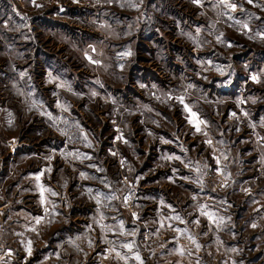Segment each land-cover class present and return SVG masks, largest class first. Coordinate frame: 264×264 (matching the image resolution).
<instances>
[{
    "label": "rangeland",
    "instance_id": "374dc122",
    "mask_svg": "<svg viewBox=\"0 0 264 264\" xmlns=\"http://www.w3.org/2000/svg\"><path fill=\"white\" fill-rule=\"evenodd\" d=\"M0 264H264V0H0Z\"/></svg>",
    "mask_w": 264,
    "mask_h": 264
},
{
    "label": "snow or ice",
    "instance_id": "6c2138e0",
    "mask_svg": "<svg viewBox=\"0 0 264 264\" xmlns=\"http://www.w3.org/2000/svg\"><path fill=\"white\" fill-rule=\"evenodd\" d=\"M194 2H195V3H199V0H194ZM221 2H222V3H227V0H221ZM248 2H249V3H252V0H248ZM228 7L232 8L233 10H235V8H236L237 6H236L235 4H230V3H229V4H228ZM252 79H253V80H258V78H257L256 76H253ZM180 99H181V102H183V99H182V98H180ZM185 108H186L187 111H189V113H190V122H192V123L196 126L197 131H199V130H200L199 125H200L201 123H203V121H200L199 118H198V116H197V113L194 112V111H192V109L188 108L187 105H185ZM209 143H211V142L209 141ZM82 175H83V174H82ZM29 243H30V242H29ZM126 247L131 248V245H126ZM28 251H29V253L31 252V248H30V247H29ZM136 259H137V260L140 259L139 255H137Z\"/></svg>",
    "mask_w": 264,
    "mask_h": 264
}]
</instances>
